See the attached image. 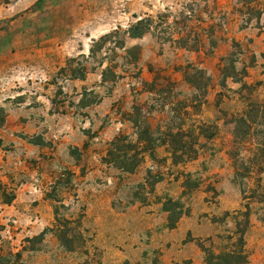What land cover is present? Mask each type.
I'll return each instance as SVG.
<instances>
[{
    "label": "rangeland",
    "instance_id": "1",
    "mask_svg": "<svg viewBox=\"0 0 264 264\" xmlns=\"http://www.w3.org/2000/svg\"><path fill=\"white\" fill-rule=\"evenodd\" d=\"M255 5L0 0V184L16 195L0 197V264H208L202 245L234 249L247 208L246 264H264ZM142 19L149 30L131 39ZM135 106L157 147L128 172L108 151L119 135L137 141ZM180 130L199 136L198 155L174 164L161 141Z\"/></svg>",
    "mask_w": 264,
    "mask_h": 264
},
{
    "label": "trees",
    "instance_id": "2",
    "mask_svg": "<svg viewBox=\"0 0 264 264\" xmlns=\"http://www.w3.org/2000/svg\"><path fill=\"white\" fill-rule=\"evenodd\" d=\"M254 2L256 3V5L252 7L251 11H254L255 13L257 12V15L259 16L264 15V9L261 5V1L254 0ZM149 28L150 27L146 25V20L142 19L137 23L131 25L126 33L131 39H138L144 36ZM62 70L66 72L68 71V67L63 68ZM71 70L72 69H70L69 71L71 72ZM246 72L247 71H245V76ZM86 73L87 69L83 66L78 73L79 75L74 74L73 72H71L70 75L73 77L81 76L83 78L85 77ZM185 77L191 84H193L195 88H199L192 82V79H190L192 78L190 72H185ZM134 109L139 115V117H131L133 118L131 119L132 122L139 130L137 133V141L135 143H131L128 142L127 137H125L124 135H119L113 140V142L111 143V148L108 151V157L110 161L116 163L120 169L128 172H133L134 170H136L140 166V164L144 162L145 155L147 153L151 158L155 159V151L157 147L150 134L151 128L146 127L142 129V121H140V118H142L140 117L143 112L142 109L139 106H135ZM259 109H262L264 111V106H259L257 104L250 105V112H259ZM241 120L246 123L248 122L247 120H245L244 116L241 118ZM198 129L200 131L199 136H203L205 138L213 136V134H208V131L207 133L206 131L204 132L205 129L203 127H199ZM198 137H196L194 130L188 132L182 130L177 132L169 131L168 133H165V138L161 141V145L167 146L168 151L171 153L174 164H180L196 159L198 155V149L196 147L199 140ZM0 197L5 204H11L15 200L16 195L9 192L4 187V185L0 184ZM249 213V209L247 208L246 212L241 213V216L244 219L239 220L237 218L235 232L237 241L233 243L234 249L226 248L224 252L218 254L211 246H201L207 256L206 261L208 264H246L247 253L245 235L250 227ZM59 231L61 240H63V242H68L69 239H67L66 235L63 234L60 227ZM227 239L232 240L233 236H229L227 237ZM207 241H209L212 245L214 243V240L212 238H209Z\"/></svg>",
    "mask_w": 264,
    "mask_h": 264
}]
</instances>
